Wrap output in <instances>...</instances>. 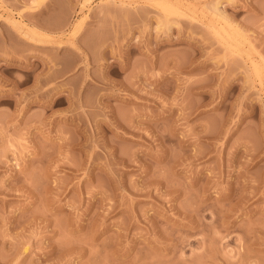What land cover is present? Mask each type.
<instances>
[{"label":"rangeland","instance_id":"374dc122","mask_svg":"<svg viewBox=\"0 0 264 264\" xmlns=\"http://www.w3.org/2000/svg\"><path fill=\"white\" fill-rule=\"evenodd\" d=\"M0 264H264V0H0Z\"/></svg>","mask_w":264,"mask_h":264}]
</instances>
